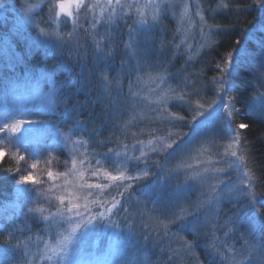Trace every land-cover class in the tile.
I'll return each instance as SVG.
<instances>
[{"label": "rangeland", "instance_id": "obj_1", "mask_svg": "<svg viewBox=\"0 0 264 264\" xmlns=\"http://www.w3.org/2000/svg\"><path fill=\"white\" fill-rule=\"evenodd\" d=\"M11 1L15 5V0ZM226 1L172 0L174 7L162 11L154 8V3H150L149 0H135L139 12L145 14L147 23L144 24L139 22L140 16L135 9L131 14L127 10L120 13L119 8L112 12L107 5V0H85L89 5H96L94 11L86 14V17H77L76 5L72 3L66 4L67 9L73 12L72 17H68L66 13H60L53 18L47 7L41 5L34 7L32 16L42 27L54 33L51 37H44L38 34L34 23L29 24L23 20L24 5L26 3L35 5L37 0H19L20 3L10 15L8 22L12 25L23 47L17 49L10 40L9 42L2 38V41H8L11 53L18 58L19 62L13 64L2 55L7 67L1 73L0 129L3 131H0V150L4 155L0 157V160L9 155L17 163L19 180L22 175L30 174L39 183H18L15 201L8 207L12 212H16L18 222H15L10 231L5 232V235L7 237V234L12 232L21 240L27 241L29 254L25 256L19 249L14 248L16 241L13 240L7 264H25L26 261L33 260L35 255L44 251L45 243L51 241L55 244L57 242L58 234L63 232V228L50 224L44 216H50V212L55 213V206L63 207L59 205L58 196L65 197L66 203L74 197L84 196H87L89 200L99 198L107 202L115 197L112 194H115L114 191L118 189L102 174H92L97 167L96 161L87 158L88 140L82 133L83 125L76 120L72 111H69L72 109L67 100L69 96L64 93L65 83L62 76L69 68L68 60L63 58L64 50L67 42L71 45L74 35H77L76 31L82 27L94 28L100 42L103 43L112 36L110 33L114 32L126 18L133 20L132 29L134 30L131 32L129 53L133 60L131 62L139 70L135 69L133 74V81L130 84L131 98L127 108L134 122H146L151 125L158 122L176 121L173 114L181 116L183 113L181 108L189 109L197 107L198 104H204L205 111L202 116H197L198 123L194 124L196 128L185 142L178 144V141L167 138L169 142L175 141V143L169 150L170 153L163 162V167L158 168L152 162V156L156 154L152 148L158 146L156 144L158 139L148 140L146 143L125 148L100 159L104 169L113 175L120 172H124L125 175H141L145 168L153 173L148 178L132 181L137 183L152 179L145 192L151 191L153 195L146 198L144 192L140 198L131 199L129 209L123 207L128 212L125 213L121 209L120 214L115 216L119 219L118 222H124L123 217L130 215L131 227L123 223L125 228L121 233V240L124 243L117 246L116 255L107 258L110 264H145L144 261H148L144 258V261L139 260L136 255L129 253L135 251L137 241L142 238L144 226L149 230L151 228L149 224L152 222H156V226L168 223L167 219L160 214L159 209L166 201L174 200L177 194L184 198V208L187 212H192L194 207L196 208L195 213L203 211L198 219L190 221L193 229L191 233L203 236L207 235L217 222L225 204H235L245 199L242 190L248 185L239 183L242 177L238 176L234 170L239 165L238 170L240 171V162L229 154L233 151L232 145L224 146L221 143L218 122L224 118L223 105L219 101L213 109L209 108L207 102L217 98L215 91H208L210 88L206 82H203V86L199 84L187 87L190 85L188 80L192 81L189 76L193 74L188 71L184 76L182 74L184 69L181 71L185 66H193L197 56L212 43L213 24L208 19L206 10L210 13L221 10V5ZM55 2L58 5L59 0ZM123 2L125 0H122ZM57 12H59L58 6ZM110 12L111 15H109ZM210 13L208 16L211 15ZM73 20L78 21L75 27ZM69 32L72 33L70 40L67 37ZM39 41H45V44L42 46ZM256 45L257 49L253 58L264 70L260 56L261 47L264 46V33ZM169 51H173L174 57L180 56L178 57L179 62H176L181 71L179 74L178 71H173L171 66H166L164 63ZM45 69L53 73L52 79L56 82L55 96L60 103L55 111L41 107L39 101L25 102L20 96L21 92L28 91L32 87H37L41 92H48L52 89V81L41 75ZM262 73L264 71L260 72ZM198 77L200 76L194 74L195 80ZM262 81L264 83V80ZM263 83L260 82L261 85ZM105 86L106 82L103 81L100 86L102 91L99 93L103 100ZM193 89L202 92L203 97L192 94ZM251 103L250 111L264 119V93L253 95ZM123 107L126 105L124 104ZM9 111L14 113L17 120L44 122V125L25 123L18 131H10L6 125V121L7 123L13 122L6 116V112ZM69 120L72 124L74 120L76 123L68 124ZM177 121L175 123H178ZM141 153L145 155L141 156ZM73 161H75V166H73ZM234 161L233 169H228V164ZM175 168L180 169L178 175L167 174L168 169ZM49 172L53 174L52 177H49ZM186 174L195 176V178L186 180ZM221 179L225 182L219 183ZM87 183H99L107 187L101 190L80 188V185ZM213 186L218 188V193L221 195L218 204L215 200L211 204L206 202L208 190ZM89 191L91 195H88ZM44 197L51 201V206L45 202ZM38 199L39 204L36 203ZM36 207H43L45 212L43 214L29 213L30 208ZM167 210L185 215V212L179 208L169 206ZM3 213L1 209L0 215ZM192 216H187V218ZM228 217L232 218V223L227 225L233 229L234 236L240 241L247 239L249 244L255 245L254 248H250L243 242L229 264H264L263 230L257 226V230L253 233L255 237L253 240L246 232L247 218L243 214L231 212L228 213ZM240 218L244 219L240 220ZM90 231L84 235L80 244L81 251L83 250L82 259L86 255L84 247L88 249L90 245L88 239ZM29 237L31 239H28ZM109 238L111 239L108 240L109 244L105 252L113 246V236ZM176 243L179 245L181 242ZM98 245L96 241L94 249ZM34 264H42V262L36 260ZM43 264H54V261L43 262Z\"/></svg>", "mask_w": 264, "mask_h": 264}, {"label": "trees", "instance_id": "obj_2", "mask_svg": "<svg viewBox=\"0 0 264 264\" xmlns=\"http://www.w3.org/2000/svg\"><path fill=\"white\" fill-rule=\"evenodd\" d=\"M19 3V0H15L13 5L11 0H7V7L0 8V46L4 42L2 38H5L10 40L17 49L23 47L12 25L8 22ZM225 4L228 5L227 8L222 7L221 10L212 13L206 10V15L213 24L212 43L197 56L193 66H185L181 71L184 69L182 73L184 76L188 71L193 74L189 76L192 81L187 79L190 82L187 87L199 84L203 86V82H206L210 88L208 91H215L218 97L221 94L214 86L213 78H218L221 73L216 65L220 64L223 67L227 55L230 52L233 53L234 62L238 67L229 78L231 95L234 97L231 106L232 116L224 117L218 122L221 143L224 146L231 144L232 150L237 151L238 156L244 155L252 183L256 186L255 190L261 192L264 191V119L254 115L250 111V106L251 97L256 92L264 93V83L259 79L260 72L264 70L253 58L257 49L256 43L264 33V9L254 4L253 0H227ZM208 13L211 15L208 16ZM132 26L133 20L126 18L114 32L110 33L112 36L103 43L100 42L94 28L82 27L76 31L77 35H74L71 45L67 42L64 50L63 58L68 60L70 68V71L68 68L62 76L65 83L64 93L69 96L67 100L72 108L69 111H72L76 120L83 125L82 133L88 140L87 158L92 161L160 137L173 139L178 141V144L183 143L196 128L194 124L198 123L197 120L193 121V113H190L195 106L189 109L181 108L183 111L181 116L185 120H178V123L158 122L148 125L146 122H134L131 119L127 105L131 98L130 84L136 69L129 53L132 32L129 30ZM237 49H245L248 53L242 61L236 59L235 50ZM100 52L103 53L102 56L98 55ZM2 55L0 53V73L7 67ZM178 57L180 56L177 55L174 59L169 51L164 63L179 74L181 71L176 65ZM102 68L106 71V81L99 76V70ZM194 74L200 77L195 80ZM103 81L106 82L104 100L99 94L102 91L100 86ZM260 82L263 84L261 85ZM191 92L196 94L199 90L193 89ZM202 94L199 92L198 96L202 98ZM220 103L223 105L224 101L221 99ZM124 104L126 107H123ZM67 123L72 124V121L69 120ZM75 123L74 120L73 124ZM241 123L246 124L247 127L239 129L238 125ZM233 129L236 131L233 132ZM167 157V154L156 153L152 156V162L159 160L162 165ZM240 171L241 173L245 171L244 165H241ZM17 173V163L12 157L7 155L0 160V210L4 211L3 215H0V264H7V257L11 255V242L8 241L5 232L10 231L15 222H18L16 212L8 209L15 201L19 181ZM150 181L152 179L131 182L132 188L127 191L123 186L118 187L112 196H115L120 205L129 209L131 199L140 198ZM121 192L124 193L123 197L119 195ZM258 198L264 200V196ZM247 203L245 198L235 204H225L219 219L204 236L187 230L181 231L177 226L168 223H165L168 224L165 230L164 224L156 226V222H152L149 224L151 228L148 226L149 230L144 228L146 226L143 227L142 238L137 241L135 251L129 254L136 255L139 260L148 259L144 261L145 264H229L244 241L238 240L229 230L228 213L243 214L247 218L245 215ZM202 212L187 218L188 221H195ZM115 220L118 222L119 219ZM119 223V231L122 233L125 228L124 222ZM115 231L117 230L114 228L92 226L88 237L90 245L88 249L84 247V254H86L84 259L92 261L104 253L109 244L108 240L111 239L109 237L113 236ZM176 233L183 238L179 241L181 242L179 245L176 243L178 241ZM96 241L99 245L94 249ZM183 242L192 245V249L187 250L182 247Z\"/></svg>", "mask_w": 264, "mask_h": 264}, {"label": "snow or ice", "instance_id": "obj_3", "mask_svg": "<svg viewBox=\"0 0 264 264\" xmlns=\"http://www.w3.org/2000/svg\"><path fill=\"white\" fill-rule=\"evenodd\" d=\"M150 3H154V8L160 9L162 11H167L169 7H174V4L172 3V0H149ZM72 3L76 5L77 17L85 16L86 14L93 12L96 5H89L85 2V0H59L58 5L55 2V0H37V3L35 5L26 3L24 5V16L23 20L26 21L29 24H35L36 29L38 30V34L42 35L44 37H51L54 35V33L46 27H42L40 23L36 22L35 17L32 16L34 7H40L43 5L44 7H47L49 13L52 15V17L58 16L60 13H66L68 17L73 16V12L69 11L66 7V4ZM253 3L256 5H259L262 9H264V0H253ZM107 5L111 8V11L114 12L117 8H119L120 13H124L125 10L128 11L129 14L135 9L140 16V23L144 24L147 23V20L145 18V14L142 12H139L138 6L135 3V0H132V2H128V0H125V2L122 3V0H107ZM57 6L59 7V12H57ZM7 7V0H0V8ZM221 7L227 8L228 5L222 4ZM197 8H199V5H197ZM111 15V12L109 13ZM93 19L95 17L93 16ZM77 20H73V26L75 27ZM47 23V22H45ZM95 25L93 24V27ZM134 29H130L129 31H133ZM67 37L71 38L72 33H67ZM39 43L43 46L45 44V41H39ZM99 47V45L97 46ZM0 53L3 54L5 58L9 62L17 63L18 58H16L10 51L8 41L5 40L3 45L0 46ZM236 59L237 60H243L244 57L248 55L247 51L245 49H237L235 50ZM98 55H103L102 52L98 53ZM261 61L262 66H264V46L261 47ZM238 65L234 62V56L233 53H229L227 57L225 58L223 62V67H221L220 64L216 65V68L220 70L221 75L216 78H213V84L218 90V92L221 94L217 98H214L210 101H208V107L214 108L215 105L218 104V102L222 99L224 101L223 104V117H231L232 116V101L234 100V97L231 95V88L229 87L230 81L229 78L232 77L233 72L237 69ZM139 70V69H136ZM42 77H46L48 80L52 81V89L48 92H41L37 87H32L28 91H23L20 93V96L23 97L25 102H31V101H39L41 107H46L47 109L51 111H55V109L59 106V100L55 96V90H56V82L52 79L53 73L49 72L47 69L41 74ZM99 76L102 80H107V75L105 69L99 70ZM261 79L264 80V73L261 74ZM196 95H199V92L196 93ZM226 97V99H225ZM19 98V97H18ZM181 99H183V96H181ZM193 116L192 119L195 121L197 119V116H202L204 111V104H198L197 107L191 109ZM6 116L13 120L12 123H7V128L10 131H18L19 128L24 125L25 123L29 124H41L44 125V122H37V121H25L23 119H15L14 113L9 111L6 112ZM174 118L177 120H185L183 116H176L173 114ZM55 127V126H54ZM246 124H239V129L246 128ZM0 131H3V129H0ZM57 131L59 132V129L57 128ZM236 129H233V132H235ZM171 135V134H169ZM235 139V138H234ZM139 142V141H138ZM173 142H169L166 137H160L156 144L157 147H153L152 151L156 152L161 155H169V150L173 148ZM81 147H83V144H81ZM230 156L235 157L241 165L245 166V171L241 173L238 168L239 165L236 166V174L238 176H241L239 183L240 184H247L248 187L242 190V194L247 199L248 203L245 206L247 208V212L245 215L247 216V226H246V232L248 236H251L254 240L255 237L253 233L257 230V226L261 230H264V200L259 199L258 197L264 196V191L257 192L256 186L252 183V177L250 175V170L247 169L245 157L243 154L237 155V151L233 150L230 153ZM4 155L3 151L0 150V157ZM144 153H141V156H144ZM23 159V157H21ZM97 167L93 170V175H99L102 174L107 180L113 182L116 187L123 186L125 190H130L132 188V181H140L142 178H148L153 173L148 169L145 168L142 170L141 175H125L124 172H120L117 175H113L111 172H108L104 169L103 164L100 160H97L96 162ZM145 163H147V160H145ZM156 166L158 168L163 167L159 160L154 161ZM235 164V161L233 163L228 164V169H233V166ZM35 166V165H33ZM73 166H75V161H73ZM180 169H168L167 174H179ZM49 177H52V173H48ZM195 176H189L185 175V179H194ZM28 182L38 184L39 181H37L32 175H22L20 177V180L18 183L20 184H26ZM225 181L221 179L219 183H224ZM107 187V185L104 184H82L80 185V188H87L91 190L92 188H95L97 190H101L103 188ZM43 196V194H41ZM88 195H91V192L89 191ZM120 196H124V193H119ZM146 198H150L153 193L151 191H147L144 193ZM221 195L218 193V188L213 186L210 187L207 193V199L206 202L211 204L213 200L218 204L220 202ZM45 202H47L51 206V201L47 200L46 197H44ZM59 201L60 206L56 207V212L51 213L50 216H44L45 220H48L50 224H55L58 228H63V232H60L58 234V239L55 244H53L51 241L44 244V251L38 255H35L33 257V260L26 261L25 264H34V261L39 260L42 262H53L54 264H110V261L107 259L109 256L116 255L117 254V246L122 245L124 243L123 240H121V232L120 230V223L113 219L114 216H118L120 214L121 209L127 213L128 210L126 208H123L122 205H120V202L115 199V197L112 198L110 201H105L103 199H93L89 200L87 196L84 197H74L71 200H68L67 203L65 202V197L58 196L57 197ZM184 198L177 194L175 199L168 202L166 201L163 206L159 209L160 214L164 216L168 224H172L177 226L181 231H192V222L188 221L187 216H192L196 212V208L194 207L192 212H187V210L184 208ZM37 204L40 203V200L38 199L36 201ZM119 205V207H118ZM172 208H179L182 211L185 212V215H181L177 211L169 212L167 209L168 207ZM202 206V205H201ZM115 210V211H114ZM29 213H40L43 214L45 212V209L43 207H36V208H30ZM123 221L125 224H127L129 227H131V220L130 215H125L123 217ZM228 223H232V218H229ZM168 224H164L165 230H167ZM92 226H103L105 228H114L117 231L113 232V246L109 249L108 252L102 253L95 260H84L82 259V251L80 248V244L82 242V239L86 233H88L91 230ZM232 231L233 229H229ZM165 234H167V231H165ZM178 241H182L183 238L179 236V233L175 234ZM7 239L9 242L15 240L16 243L13 245L14 248L19 249L25 256H28L29 250L27 241L21 240L17 235H15L12 232H9L7 234ZM28 239H31L29 237ZM145 239H148V237H145ZM244 244L247 245L250 248H254L255 245L249 244V241L245 239ZM182 247H185L187 250L192 249V245L187 244V242H183ZM171 259V258H170Z\"/></svg>", "mask_w": 264, "mask_h": 264}, {"label": "bare ground", "instance_id": "obj_4", "mask_svg": "<svg viewBox=\"0 0 264 264\" xmlns=\"http://www.w3.org/2000/svg\"><path fill=\"white\" fill-rule=\"evenodd\" d=\"M170 53L172 54V56L174 57V53L172 52V51H170ZM175 58V57H174ZM0 77H1V73H0ZM2 87V86H1ZM257 93V92H256ZM258 94V93H257ZM177 121V120H176ZM175 120H171V122L170 123H172V122H176Z\"/></svg>", "mask_w": 264, "mask_h": 264}]
</instances>
